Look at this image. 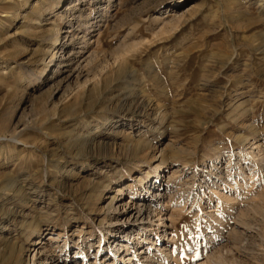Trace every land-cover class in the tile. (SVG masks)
<instances>
[{"label":"rangeland","instance_id":"1","mask_svg":"<svg viewBox=\"0 0 264 264\" xmlns=\"http://www.w3.org/2000/svg\"><path fill=\"white\" fill-rule=\"evenodd\" d=\"M163 161L160 264H264V0H0V264H108Z\"/></svg>","mask_w":264,"mask_h":264},{"label":"bare ground","instance_id":"2","mask_svg":"<svg viewBox=\"0 0 264 264\" xmlns=\"http://www.w3.org/2000/svg\"><path fill=\"white\" fill-rule=\"evenodd\" d=\"M87 60H91L90 57ZM12 138L17 139V137L15 136ZM162 164L163 165L159 166L160 167L159 170H158L159 167L157 168L156 176L149 179V181L145 182L144 184L145 188H147L146 186H149V189L146 190L145 194L130 193L129 195L121 197V195H123L124 189L117 188V195H115L116 197H114L112 201H115V199H120L119 201L122 202L125 207H129L128 211L123 213L124 218H122V220L120 221L121 222H127V221L128 222L129 221L138 222L140 220L149 219L150 220L149 224H144V226L146 225L149 227L151 226L152 229L151 230H147L146 228L142 229V228H139L140 225L138 226V224H136L131 227L132 229L135 228L133 230V233L137 230H141L143 232L141 234H139L138 232L137 237H134V235H130L129 233L125 235L127 237L126 240H122L120 238V229H117V230L108 229V232L100 233L97 236V248L103 247V249H105L106 243L108 242V240H111V239H113V242H114L113 244H116L112 247L113 255H112L111 261H109L108 264H120L121 259H125V264H160L161 261L164 259V257L173 255L172 250H170L171 248L169 246H170V243L173 242L175 239L174 235L173 237H172V234L168 235L167 234L168 230H165V236H167L168 238L167 243L162 244L159 242L161 240L160 239V225L165 224L164 217L162 216V212L164 208L168 207L169 199L173 195L172 188L176 186L185 185L186 180L183 181L181 173L185 177L188 176V173H186L184 170H179L177 173H173V172L169 173L168 171L170 168H172V166L169 167V164H167L165 161H163ZM164 176L166 177L165 180H167V182L165 183H164L165 180L163 179ZM11 183H12L11 187L13 186L16 187L15 180H13V182ZM5 188H8V186H6ZM158 204L160 206L163 205L162 206L163 208L158 209L156 207V209H153V207L157 206ZM152 212H154L155 216L158 217L157 220L153 219L154 216L152 215ZM37 229H38V233H41L42 230L39 228V226ZM109 234H111L110 239L108 236ZM77 238H78L77 241L82 240L81 243H83L85 239V237L83 236V233H80ZM7 242L9 243V246H8L9 250L7 252L6 261H10L11 264H24L26 248L25 250H23V252H21L19 246H17L18 244H16L17 242H11V241H7ZM38 243L39 241H36L34 244L37 245ZM68 244L69 242L64 243V247L68 246ZM154 244H156L155 246L156 250L152 251L151 248L154 247ZM146 245L150 246L147 251L144 250V247ZM87 246L88 245L84 247L87 248ZM73 248H76L74 247V244H73ZM79 251H80V248L75 249V254H78ZM103 251L104 250H100L99 255H94L93 257L95 258V260L91 261L90 264H100V261L102 262L103 260L102 259ZM41 252H42L41 250L39 251V249H37V253L40 254ZM39 254H34L33 259H35V257ZM75 257L76 256L74 255L71 258H68V257L62 258V256L60 255H56V256L53 255L49 259H51L50 261L51 264H62V263L68 264L70 261L71 262L75 261L76 260ZM85 261L88 262L87 257L82 258L79 264H84Z\"/></svg>","mask_w":264,"mask_h":264}]
</instances>
